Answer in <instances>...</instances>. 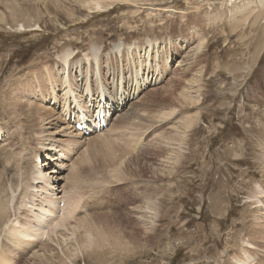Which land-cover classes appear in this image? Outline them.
Masks as SVG:
<instances>
[{
    "label": "rangeland",
    "instance_id": "obj_1",
    "mask_svg": "<svg viewBox=\"0 0 264 264\" xmlns=\"http://www.w3.org/2000/svg\"><path fill=\"white\" fill-rule=\"evenodd\" d=\"M92 1L0 0V133H11L0 141V203L22 213L20 205L35 186L29 172L37 160L20 154L27 145L38 154L36 145L44 143L26 128L11 92L32 88L33 73L51 70L69 48L70 58L77 55L89 71L77 85L78 67L71 65L74 90L84 94V81L92 85L95 76L93 63L82 55L94 45L103 88L113 97L112 81L124 80L125 93L118 95L129 100L126 90L134 78L149 80L126 104L135 102L144 120L133 118L129 125L113 118L110 132L84 138L73 153L63 151L70 160L65 165L73 162L74 169L71 177L69 169L63 172L67 177L57 190L65 182L64 192L75 186L81 199L75 217L89 215L95 229L119 244L86 248L76 227L50 241L39 238L40 257L24 256L16 264H229L228 256L248 234L256 185L264 179V3L96 0L103 7L95 8ZM158 63L162 77L155 73ZM186 89L188 99L182 97ZM62 97L59 92L56 102ZM48 101L44 108L55 110ZM13 110L14 117L8 114ZM158 112L168 116L159 120ZM11 213L3 225L14 219Z\"/></svg>",
    "mask_w": 264,
    "mask_h": 264
},
{
    "label": "bare ground",
    "instance_id": "obj_2",
    "mask_svg": "<svg viewBox=\"0 0 264 264\" xmlns=\"http://www.w3.org/2000/svg\"><path fill=\"white\" fill-rule=\"evenodd\" d=\"M259 2L260 4L262 2L264 3V0H260ZM91 4L95 8L103 7L101 6L100 2L96 0H93ZM169 45H170V42H169ZM120 46L116 45V47H114L115 51L120 52L121 51ZM152 46L153 44L148 45L149 50ZM71 54H72V50H69V48H67L61 53L60 57H58L59 62H60L58 65L53 66L51 70H49L47 67H44L41 71L34 72L33 77L31 76L34 79V85L32 88L26 89V91H23L21 89L22 92H20L19 94H17L16 90L11 92L12 93L11 103L15 106L20 105V115L23 119V122L26 125V128H29L30 130L34 132L33 137L35 136V138L38 139L40 143L44 142V143H41V145L40 144L36 145V149L37 150L40 149L38 151V154L35 153L34 150H30L29 146L27 145L26 147L22 148L23 151L21 152L20 156L22 157V159L27 160V161L36 160L41 156V158L43 157V160H44L43 162L40 161L41 165L43 167L47 166L50 170L48 168L43 169V167L41 166L40 168L39 167L37 168L38 162L36 163V165L32 166L29 172L30 180L32 184L34 183L33 185L35 186L30 187V189H32V192L30 193L29 197H27V202L24 203L23 201L22 202L23 205H20L23 208V210H21L22 213H20V215L17 214L18 213L17 211L19 210V208H15L14 206H9V205L8 207L4 208L5 205L0 203V213H1L0 214V223H1L0 229L2 230V235H0V264H16L17 261H19L24 256H29V258H32V260H35V258L40 257L38 254V251H35V248L37 247L36 240H38L39 238H40V241L45 240V236H46L48 237L46 241H50L52 239V236L57 237L59 232H60V236H62L61 232L63 230L64 232H67L69 229L73 230L76 227H79L78 229H81L83 231L84 241H85L84 246L86 248H89L88 245H91V246H95L99 250L109 245H114L116 243L119 244L116 238L111 237L109 239V235L105 233L103 230L95 229L92 221L89 218V215L88 217H82V218L79 216L75 217L74 211L76 210V208H78L77 205L81 203V202H78L79 200L81 201V199L78 198L79 196H78V192L76 191L75 186H73V188L71 187L70 192L68 191L64 192L63 188L65 186V183H66L65 182L62 185V189L60 188V192H58L57 190V188L60 185L59 181L60 180L65 181V178L67 177V176L65 177V174L63 172L69 169L70 172L69 171L67 172L70 175L71 170L74 169L73 162L69 163L67 166L65 165L66 163L64 162L66 161L70 162V160L66 156H64L65 153L63 151H66V153L68 154L69 152L72 151V148L74 146L78 147L80 143L84 144L82 143V140L84 137H82L81 134H74L70 132L71 130L69 131V127L67 126L65 116L67 115L68 112L70 114L74 113V115H78L79 117V118L78 117L75 118L76 122L82 123V124L87 120V117L80 116V115L90 114V109L88 108V106L86 110L81 113L73 110V107L75 106V104H80L84 102L82 100L83 98L88 99L89 97L92 96V89H91L92 85L94 86V91L96 95H98V93H102V96L105 98H109V95L113 96V94H109L103 88V85H104L103 79L105 78L102 76L101 63H100L101 59H99V53H98L97 47H94V45H90L88 51L82 55V56H85V58H83L85 62L87 63L91 62L89 66H91L93 63L91 73L95 76L94 83L92 85H91V81H84V87H85L84 94L82 93L78 94V92H76L74 88H76L77 85H81L83 74H86L89 71L87 72V69L83 68L80 60L76 59L77 55L70 58ZM148 57L149 56L147 55V58ZM165 61L167 62V58L165 59ZM73 63H75L78 67V70L75 72L76 75L74 76V80L76 81L77 85L75 84V82L71 80L72 79V66L71 65H73ZM140 65H141V62H140ZM157 65H158L159 70L157 69V66L156 67L154 66L155 73L158 74L157 77H162L163 74L159 73V71L160 72L162 71L160 70V67H159L161 65L160 63H158ZM55 67L56 68L61 67V68L56 69ZM157 77L154 78V83L157 80ZM144 81H147L145 82L146 85L149 84V80L144 79L142 75H140V81L137 79V76H136L133 80V83L129 84L128 90L126 91H129V94L131 93L132 97L134 95H137V93L141 92L142 90L141 87L142 85H144L143 84ZM151 81H153V77H151L150 83ZM110 84L112 85L114 90L117 92L116 95L125 93L123 79L120 78L119 81H116V82L112 81ZM25 86L27 85L25 84ZM59 92L62 94L63 97L62 99H59L56 102L57 94ZM185 92L186 93H182L183 94L182 97L184 99H188L190 97L187 95L189 94L188 89H186ZM27 96L32 101L29 98H27ZM49 99H51V102L48 101L49 106H55L54 108L55 110H52L53 109L52 108L50 112L49 110L44 108L45 106L42 105V103H45V101ZM123 103L125 102H122V104ZM134 103H130L127 106L125 105L126 107L116 111V114L114 116L115 117L114 122L116 123L118 120L119 122L122 121L120 123H126V124L128 123L129 125H134L133 118L135 119L137 118L136 121L138 119L144 120L143 114L145 113L143 114L141 113L140 115L138 112L139 110L138 107H136L135 105L132 106V104ZM58 108L60 109V112L55 113V111ZM77 109L82 111L84 110V107L77 105ZM100 110H105L106 113L108 114L111 113V110L108 109L107 106H104V105L100 108ZM41 113H43V115ZM162 113L163 112H160V113L158 112L159 115L155 117L161 120L162 118H165L166 116H168L165 113L163 114ZM8 114L9 115L11 114L14 117L15 111L14 110L9 111ZM186 119L184 120L185 122H186ZM141 120H138V121H141ZM184 121H182L183 123L182 127L184 126L183 128L185 131L186 127L184 125L185 123ZM15 123H16V128L21 129L20 119H16ZM27 124L29 126L30 124L33 125L34 129L29 127ZM116 125H118V123ZM189 125L190 124L187 123V128H189ZM112 127L108 129L109 132ZM7 134L8 132H6L4 135L0 133L1 142H2V139L5 137V135ZM99 136L100 135H91L88 137L97 138ZM159 136L161 135L159 134ZM156 140L158 141V139ZM165 141L166 140H164V142ZM103 144H106V143L103 142ZM44 146H47V147L45 148ZM78 148H80V146ZM110 148L109 150H112ZM80 155L83 156V154H80ZM113 155L116 156L114 153ZM55 156H58L59 159H56ZM47 161H51L52 164L51 165L46 164ZM120 162L123 163L122 161ZM19 164H21L20 160L18 162V165ZM119 172L120 171L118 167L113 168L111 170L112 177L114 179H117ZM72 174H73V171H72ZM72 174L70 175V177L72 176ZM27 189L29 190V187ZM253 197L256 199V202H255L256 205L254 207V211L249 212V221H248L249 224H248V227L246 228L247 230L246 232L248 234L247 236L244 237L243 241L241 240L239 249L232 251L230 255L228 256L229 264H264V219H263L264 214L262 213V210H264V179H263L262 184L256 185V195H254ZM10 202L11 201H8L9 204ZM14 209L16 210L15 212H14ZM151 209L146 207V210L151 211ZM11 211L13 213L12 216L14 219L12 218L13 220L8 221L10 222V224L8 226H5L6 223L4 222V225L2 223L4 221L3 218L5 219L6 214L8 212L11 213ZM72 223L74 225H72ZM258 227H261L263 231L260 232ZM225 262L227 261L225 260Z\"/></svg>",
    "mask_w": 264,
    "mask_h": 264
}]
</instances>
